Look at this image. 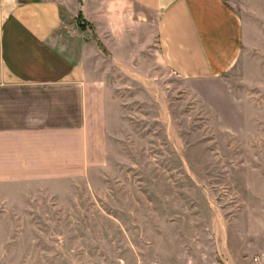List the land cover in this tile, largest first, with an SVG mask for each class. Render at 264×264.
I'll use <instances>...</instances> for the list:
<instances>
[{"label": "crops", "instance_id": "1", "mask_svg": "<svg viewBox=\"0 0 264 264\" xmlns=\"http://www.w3.org/2000/svg\"><path fill=\"white\" fill-rule=\"evenodd\" d=\"M262 8L264 0H0V264L40 261L23 253L15 237L22 228L4 221L21 218L22 203L51 192L49 148L60 151V133L71 132L81 166L87 150L91 157L94 149L125 145L120 73L149 83L150 102L167 114L151 119L168 125V77L231 90L236 67L260 49L255 26L262 23L254 16ZM98 102L103 142L94 131ZM252 221L191 232L190 248L166 252L168 264H264V223ZM77 242L67 240L68 257Z\"/></svg>", "mask_w": 264, "mask_h": 264}, {"label": "rangeland", "instance_id": "2", "mask_svg": "<svg viewBox=\"0 0 264 264\" xmlns=\"http://www.w3.org/2000/svg\"><path fill=\"white\" fill-rule=\"evenodd\" d=\"M256 13L260 49L236 67L231 90L170 75L162 98L167 128L166 120L151 119L167 114L150 102L149 83L120 73L125 145L94 149L91 157L87 150L81 166L71 132L59 134L60 151L49 148L51 192L22 203L21 218L4 221L22 228L15 237L24 254L38 264H168L166 252L190 248L191 232L264 223V8ZM98 104L94 131L103 142ZM69 239L78 240L74 257Z\"/></svg>", "mask_w": 264, "mask_h": 264}]
</instances>
